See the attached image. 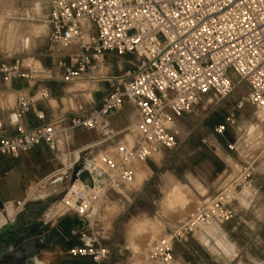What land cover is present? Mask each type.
<instances>
[{
  "label": "built area",
  "instance_id": "1",
  "mask_svg": "<svg viewBox=\"0 0 264 264\" xmlns=\"http://www.w3.org/2000/svg\"><path fill=\"white\" fill-rule=\"evenodd\" d=\"M44 22L52 44L75 47V65L63 60L58 64L61 72L43 68L38 73L65 82H98L107 78H94L91 72L100 66L106 52L137 60H129L132 71L109 79L98 106L28 127L27 115L34 112L43 120L44 114L35 110L34 97L22 92L13 108L14 133H7L0 120V154L19 157L42 143L55 150L58 137L69 131L104 130L115 111L126 102L133 105L137 112L130 129L134 144L119 146L117 157L103 154L104 168L95 163L78 167L88 169L94 181L97 170L103 173L107 189L102 195H89L93 203L106 196L114 184L121 186V180L130 183L135 178L134 164H145L160 151H176L180 143L174 132L177 120L194 112L207 93L221 101L247 83L249 92L237 106L249 103L258 118L264 116V0H53ZM11 60L0 66L5 80L35 78L33 71L23 67L20 56ZM48 97L44 91L43 98ZM235 122V114L230 113L215 132L223 134ZM229 149H236V142ZM254 164L247 161L203 206L155 241L149 259L169 263L175 245L199 233L209 221L232 220L237 190L241 183L253 179ZM85 197L83 191L77 195L78 200ZM69 211L85 220L91 217L87 212ZM81 241L71 254L91 257L93 264H106L110 259L111 247L98 231L82 228Z\"/></svg>",
  "mask_w": 264,
  "mask_h": 264
},
{
  "label": "crops",
  "instance_id": "2",
  "mask_svg": "<svg viewBox=\"0 0 264 264\" xmlns=\"http://www.w3.org/2000/svg\"><path fill=\"white\" fill-rule=\"evenodd\" d=\"M41 21H43L42 30L47 29L48 36L49 27L44 19ZM1 28L0 20V31ZM9 28L13 31V25ZM42 30L34 35L38 36ZM25 42L29 45L30 38H26ZM51 45L49 49L51 54H46L51 58L41 54L39 58H34L33 65H26V59H23V67L34 72V79L12 77L5 80L4 75L0 73V120L5 122L4 128L9 134L14 133L13 108L22 92L32 95L36 101L35 110L44 114L43 120L38 119L34 112L26 116V125L35 127L71 115L73 112L98 106L109 88L107 83L104 84L107 81H98L100 89H92L91 92L86 93L84 89L86 87L82 85L86 84L85 82L78 81L77 84L65 82L58 77L51 78L48 74L38 73L43 68H53L56 72H61L63 69L59 68L58 64L63 60L75 65L73 53L66 55L61 48ZM128 57V55L119 56L113 52H106L103 58L106 59L107 77L103 76V78H112L132 71L134 67L129 63ZM11 61L7 56H0V66L3 62ZM115 65L117 69H114ZM44 91L49 93L47 99L43 98ZM203 108L198 107L194 112L187 113L177 120L174 132L180 143L173 157L168 161L153 157L145 163L144 170L137 175L133 186L120 191L124 197H129L134 190H137V193L130 200L124 198L123 207L116 206L114 209L116 220L119 216L128 213L132 207L142 210L150 220L155 218V216L150 217L154 209L153 205L143 198L147 192V180L157 175L163 166L169 167L162 173L168 181L169 199L185 207L189 203V197L194 195L203 206L209 198L240 173L247 161H252L253 156H250L243 164H239L241 169L238 171L234 169L230 153L244 148L243 143L236 140V149H229L232 142L224 136V133L215 132V128L225 122L228 113L217 115L216 108L207 112ZM136 118L135 108L126 102L121 109L109 117V125L104 130L81 128L61 134L57 139L55 150L42 143L19 157L0 154V238L9 236L12 245L8 250L0 248V252L8 251L12 254L11 260L14 261L10 264H93L91 257L70 253L71 249L82 245V228L87 231L91 228L95 230L92 216L85 220L71 211L61 213L58 211L56 198L74 182L75 169L79 166L88 163L97 165L100 161V166L104 168L101 161L103 154L117 157L119 146H132L134 140L130 129ZM165 153L160 151L156 154ZM189 161L191 162L188 164ZM181 162L184 164L179 165ZM190 165L193 168H190ZM206 167L210 170H205ZM260 174L261 172L256 170L252 180L243 182L239 186L235 201L236 216L232 220L221 222L214 219L206 225L220 226L235 220L237 226L234 228L238 229L240 213L257 207L256 201L264 189V184H260L258 177ZM176 193H185L187 201L176 200L174 197ZM3 221H6V225H2ZM165 221L169 223L172 220ZM220 229L224 233L221 226ZM224 235L227 238L225 233ZM101 237L112 250L106 264H140L137 261L130 262L133 253L137 255L142 247L139 239L130 232H124L121 243L118 244L115 234L111 231H108L105 237L103 235ZM200 240L202 239L197 233L188 241L177 243L174 259L169 263L154 261L147 257L143 264H189L195 261V257L219 262L218 258H225ZM2 242L0 239V244ZM233 243L235 251L231 256L233 254L237 256L242 250L237 248L236 242ZM180 246L185 248V253L183 258L177 259L176 256L180 255L178 251Z\"/></svg>",
  "mask_w": 264,
  "mask_h": 264
},
{
  "label": "rangeland",
  "instance_id": "3",
  "mask_svg": "<svg viewBox=\"0 0 264 264\" xmlns=\"http://www.w3.org/2000/svg\"><path fill=\"white\" fill-rule=\"evenodd\" d=\"M53 0H0V20L2 21V28L0 31V56H7L10 60L12 57L18 55L22 59H26V65H33L34 58H39L42 55L51 54L49 50L52 46L51 41L47 36V29L43 30L38 36L34 35V27L41 26L43 19H46ZM31 17H34L32 19ZM13 25V31L10 30V26ZM92 32L95 33V30ZM30 38L29 45L26 44L25 39ZM162 40V37L160 36ZM57 46V45H55ZM61 51L66 55L74 53L76 50L74 46L61 47ZM129 60L137 61L134 56L128 55ZM51 58V56L46 55ZM106 59H102L100 66L97 69H93L91 72L92 77L100 78L107 77L105 75ZM113 62V61H109ZM105 63V65H104ZM117 66H114V69ZM109 79H105L104 82L109 85ZM80 81L84 85L85 92H91L92 89H100V83L97 80L81 79L74 81L76 84ZM89 81H92L89 82ZM89 82V83H88ZM94 82V83H93ZM83 89V90H84ZM249 92V85L247 83H241L236 87L234 92L227 98L217 101L212 93H207L199 106L204 107L205 112L210 111L212 108H216L217 115H223L228 113H234L236 122L227 128L224 132V136L230 141L235 142L238 140L243 143L242 147L238 151L231 152L233 158V166L237 171L241 169L239 164H243L244 160H248L250 156H253L252 161L255 162V170H259L261 174L258 176L260 184H264V121H261L255 114V108L249 103H244L242 107H238V102L242 97L246 96ZM89 97V96H88ZM253 127V128H252ZM177 151V150H176ZM170 152L165 154H155L154 157L164 159L168 161L173 157L174 153ZM194 155V153H191ZM190 155V156H191ZM163 157V158H162ZM193 160V159H192ZM191 161L188 162V164ZM184 164L181 162L182 165ZM145 164L134 165V174L137 177L142 170H144ZM200 167V165H196ZM169 167L163 166L161 171L147 180V192L143 200L150 202L154 209L150 213V217L155 216L153 220L148 219V215L140 209L130 208L128 213L119 216L117 220L114 214V209L118 205L117 199H132L137 193V190L131 192L129 197H124L120 192V188H127L128 182L121 180V186L116 185L111 188L106 196L98 200L99 209L94 214L92 220H94L93 226L95 231H98L100 235L106 236L108 231L115 234L117 239L116 244L121 243V238L124 232L128 231L142 243V247L139 253L132 257L131 263L134 261L140 264L145 263L149 256V250L151 245L162 237H165L169 229L179 225V222L183 221L189 216L190 213L202 206V202L199 201L194 195L189 197V203L185 207H181L177 201L170 200L168 195L169 185L167 178L162 175ZM186 168V167H183ZM190 168H193L190 165ZM184 170V169H183ZM205 170H210L206 167ZM64 193H61L56 202L63 199ZM176 200L187 201L185 193L174 194ZM256 209L244 210L240 213L238 221L240 226L238 229L234 228L236 221L223 223L221 228L226 234L221 231L218 224L205 225L198 233L200 241L210 246L213 250L218 251L225 258H218L219 262L210 261L206 258L202 260L195 257V261L189 264H264V189H262L260 198L256 201ZM258 209V213L256 210ZM172 220L167 223V219ZM245 221V222H244ZM115 222V223H114ZM205 227H213V232H207L202 234V229ZM190 239V238H189ZM188 239V240H189ZM187 240V241H188ZM236 242L237 248L242 250L237 256L232 254L235 251ZM180 255H177V259L183 258L185 248L183 246L178 247Z\"/></svg>",
  "mask_w": 264,
  "mask_h": 264
},
{
  "label": "bare ground",
  "instance_id": "4",
  "mask_svg": "<svg viewBox=\"0 0 264 264\" xmlns=\"http://www.w3.org/2000/svg\"><path fill=\"white\" fill-rule=\"evenodd\" d=\"M32 19H34V17H32ZM42 27L43 25L34 27V31H33L34 34L35 33L38 34L43 29ZM259 118L261 121H264V116L260 115ZM130 142H132V139ZM100 165L101 163L99 161V164H97L96 166L101 167ZM135 178L127 185V188L133 186L135 182ZM115 186L116 185L114 184L113 187ZM106 189L107 188L104 182L102 184L96 183L95 187L91 188L84 185V183L76 179L74 180L73 184L69 186L68 190L65 191L63 199L57 202L58 211L63 213L75 209L82 211L84 213L87 212L90 216H94V214L98 212L99 204L97 202L93 203L89 195L92 194L102 195L105 193ZM124 190L125 189L120 188L121 192ZM80 191H83L86 197L84 199L78 200L77 195ZM2 225H6V221H3ZM214 230L215 228L213 227H205L202 229V234H206L207 232H213Z\"/></svg>",
  "mask_w": 264,
  "mask_h": 264
},
{
  "label": "water",
  "instance_id": "5",
  "mask_svg": "<svg viewBox=\"0 0 264 264\" xmlns=\"http://www.w3.org/2000/svg\"><path fill=\"white\" fill-rule=\"evenodd\" d=\"M75 177H78V179L82 182H84L85 184L89 185L90 187H95L96 183L102 184L103 182L105 183V179L103 177V173L99 170L96 171V177H97V181H94V178L92 177V175L90 174L88 169H84L81 170L80 168L75 169V173H74ZM74 177V178H75ZM116 203L123 207L124 206V200L122 199H117ZM1 230V228H0ZM2 239V243L0 244V248H3V250H8L10 248L11 242H10V237L9 236H5L4 238H0ZM5 248V249H4ZM12 254L8 253V251H2L0 252V264H10Z\"/></svg>",
  "mask_w": 264,
  "mask_h": 264
}]
</instances>
